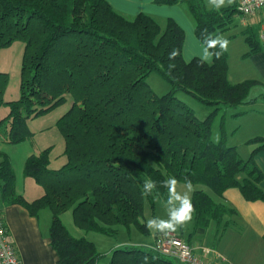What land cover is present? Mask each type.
<instances>
[{"label":"trees","instance_id":"trees-1","mask_svg":"<svg viewBox=\"0 0 264 264\" xmlns=\"http://www.w3.org/2000/svg\"><path fill=\"white\" fill-rule=\"evenodd\" d=\"M184 1L201 42L228 28L237 13L236 4L216 12L204 0ZM243 34L249 46L246 54L262 48L256 25L247 26ZM15 40L24 42L18 99H4L8 75L0 72V106L8 107L0 118L6 141L31 136L28 119L70 101L56 120L65 162L50 168L49 149L44 148L29 154L23 166L24 176L42 187L40 196L25 200L15 192L11 162L0 150L1 196L24 204L31 215L50 210L55 264H97L102 257L92 241L70 233L60 218L64 211L71 209L75 225L85 231L115 235L117 225H132L149 234L144 198L165 201L167 190L160 182L169 177L184 183L187 176L192 184L218 195L237 187L246 200L264 201V189L258 185L264 174L253 160L264 149V136L248 140L255 146L246 159L226 143L223 120L219 141L211 137L217 112L253 102L249 93L260 83L229 82L227 52L211 62L201 63L200 57L186 61L184 30L173 18L162 28L151 15L139 12L128 18L107 0H0V49ZM173 49L176 56L170 60ZM170 63L175 64L171 70ZM152 72L169 83L166 93L158 95L150 88L146 80ZM178 92L214 109L201 119ZM147 178L157 182L158 196L142 195ZM191 196L195 229L214 221L222 232L226 216L235 214L203 189ZM108 264L180 263L151 247L132 246L114 249Z\"/></svg>","mask_w":264,"mask_h":264},{"label":"crops","instance_id":"crops-1","mask_svg":"<svg viewBox=\"0 0 264 264\" xmlns=\"http://www.w3.org/2000/svg\"><path fill=\"white\" fill-rule=\"evenodd\" d=\"M107 2L117 12L128 18H132L139 12H144L157 21L158 15L176 19L184 30L182 47L184 60L188 61L193 57L201 58L203 44L194 32V21L186 11L177 7V3L173 5L156 4L154 0H107ZM237 3L238 0H235L234 4L237 5ZM256 20L257 18H252L248 26L256 25L258 27ZM246 27L240 21V29L229 26L218 33L230 41L227 50V78L231 83L243 79H255L260 81L257 85L264 86V44L257 40L262 48L246 54L249 49L243 34ZM260 97L262 99L259 101L261 103L259 108L262 110L261 114L264 115V94H260ZM258 121L260 125H264V120ZM260 125L256 134L264 136V131H260L262 130ZM249 139L250 137L241 138L240 144L247 143ZM228 145H233L238 149L237 143L230 142ZM253 160L261 173L264 174V149L257 151ZM258 185L264 189V178L259 181ZM15 192L25 200H32L42 194L39 189L34 190L35 195L28 199L24 191L20 192L16 189V184ZM214 200L224 202L235 209L234 215L226 216L225 220L228 221V225L222 231L216 246L208 245L203 238L212 221L206 227L196 228V233H189L185 240L200 257L209 258L215 264H264V201L246 200L237 187L226 189L222 195L217 194ZM0 209L8 234L16 246L22 263L55 264L56 252L50 245L48 231L50 222H47V217L44 223L41 220V211L44 208L40 209L37 215H31L24 204L9 203L8 199L2 198L0 193Z\"/></svg>","mask_w":264,"mask_h":264},{"label":"rangeland","instance_id":"rangeland-1","mask_svg":"<svg viewBox=\"0 0 264 264\" xmlns=\"http://www.w3.org/2000/svg\"><path fill=\"white\" fill-rule=\"evenodd\" d=\"M204 3L205 6L209 8L207 6V0H204ZM176 5L180 10L186 11L190 18H192L184 0H181ZM156 18L163 28L167 17L158 15ZM175 21L180 25L176 19ZM230 28L240 29L239 14L236 13L234 15V20L230 25ZM23 49L24 42L21 40H15L10 46L0 49V72H5L8 75V83L4 90L5 100L18 99L20 96V67ZM146 81L150 88L158 95L166 93L170 88L169 83L156 72L150 73ZM260 94H264V86L256 85L252 87L249 93V98H255L253 102L240 104L224 111H218L211 127L212 140L218 142L220 139L219 126L223 120V128L225 129L227 137L226 143H237L238 153L244 159L247 158L249 151L255 146V144L249 142L240 144V139L257 136L256 131H259L260 129V122L258 120H264V118H262L264 115L261 114L262 110L259 108L261 106L259 101L262 99ZM176 95L191 106L194 109L195 114L201 119L206 117L214 109L213 105L201 103L184 92H178ZM69 106L70 101L68 99L66 102L56 106L50 111L28 119L27 126L32 132V135L17 143L6 141L5 127L0 128V150L5 152L9 157L14 172V184H16V189L20 192L24 191L27 198L35 195L34 190L39 189L42 191V187L39 184L35 183L32 178L26 177L23 174V166L29 154H37L42 149L48 148L50 168H58L65 162V156L63 154L64 142L62 135L57 129L56 120L69 108ZM7 112V106H0V118L6 115ZM260 126L262 129L260 131H264V125ZM238 177L241 179L242 175H239ZM193 187L194 189H203L212 198L217 196L216 193L204 185L193 184ZM177 189L181 192L185 191L184 183L180 182ZM162 202L163 201L158 197H154L152 201H149L147 197L144 198L145 222L153 217L167 218L166 209L163 207ZM41 212L42 223H44L46 217L47 222H51L50 210L44 208ZM60 218L73 236H83L95 244L97 251L102 254V257L99 258L97 264H108L114 249L132 246L149 248L154 242L153 232L143 234L132 225L129 227L117 225V233L115 235H106L95 231H85L75 225L71 209L64 211L60 215ZM207 228V233L203 238L208 245L216 246L222 232L215 230L216 224L214 221H212L211 225ZM193 232L196 233L194 218L190 222L179 227L176 231V233L182 235L184 239L189 236V233L191 234Z\"/></svg>","mask_w":264,"mask_h":264},{"label":"clouds","instance_id":"clouds-1","mask_svg":"<svg viewBox=\"0 0 264 264\" xmlns=\"http://www.w3.org/2000/svg\"><path fill=\"white\" fill-rule=\"evenodd\" d=\"M235 0H207V6L210 11L219 12L223 8L230 7ZM206 31V30H205ZM230 41L221 34L206 35L203 39L201 63L210 62L212 58L219 59L228 50ZM215 50V51H213ZM176 56V50L169 54V59L173 60ZM175 64H169V70L173 69ZM180 182L176 177H169L161 181L160 186L167 190V199L163 201V207L166 209L167 218L153 217L147 220L146 227L150 232L159 233L168 236L175 233L177 229L193 219L195 207L192 202L191 193L195 190L192 181L184 177L185 191H178L177 186ZM142 195L158 196L157 182L151 178L143 181ZM147 259V258H145Z\"/></svg>","mask_w":264,"mask_h":264},{"label":"built area","instance_id":"built-area-1","mask_svg":"<svg viewBox=\"0 0 264 264\" xmlns=\"http://www.w3.org/2000/svg\"><path fill=\"white\" fill-rule=\"evenodd\" d=\"M237 14L244 26H248L252 18H257L258 37L264 44V0H238ZM154 242L150 246L155 251L168 256L180 264H215L209 258L200 257L192 246L179 234L164 236L154 233ZM0 264H23L14 242L11 240L0 209Z\"/></svg>","mask_w":264,"mask_h":264}]
</instances>
